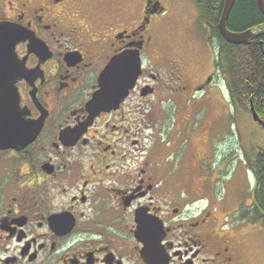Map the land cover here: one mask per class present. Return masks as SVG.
Returning a JSON list of instances; mask_svg holds the SVG:
<instances>
[{
  "label": "flooded vegetation",
  "instance_id": "flooded-vegetation-1",
  "mask_svg": "<svg viewBox=\"0 0 264 264\" xmlns=\"http://www.w3.org/2000/svg\"><path fill=\"white\" fill-rule=\"evenodd\" d=\"M132 7L118 1L93 20L72 0H0V22L23 35L16 61L0 62L8 83L0 95L16 94L0 113H13L25 132L0 143V264H246L256 180L244 201L225 206L239 154L224 142L206 175L193 176L165 157L160 139L189 97L216 96L225 79L216 61L184 72L150 35L167 13L161 0H145L137 26H119ZM132 50L142 67L135 86L116 107L89 109L111 59Z\"/></svg>",
  "mask_w": 264,
  "mask_h": 264
},
{
  "label": "rangeland",
  "instance_id": "rangeland-1",
  "mask_svg": "<svg viewBox=\"0 0 264 264\" xmlns=\"http://www.w3.org/2000/svg\"><path fill=\"white\" fill-rule=\"evenodd\" d=\"M72 1L93 20L101 19L104 14H112L113 6L118 1L131 3L132 16L119 24L127 29H132L142 20L145 2V0ZM161 1L166 6L167 13L162 19L156 18L152 21L147 30L150 35H155L164 46L176 52L175 55L180 58L184 72L196 73L204 68L213 70L217 55L216 42L214 41V44L208 39V28L200 17L198 0ZM212 88L218 91L216 96L189 97L185 106L178 111V115L171 119L168 131L160 139L167 150L165 157H168L176 169L187 172L188 175L192 173L193 176H204L206 167L214 166L210 155L216 158L222 143H226L227 151H236L239 155L225 179V182L230 183L234 175L233 180H236L231 185L229 199L225 202V206L232 208L241 198L244 201L243 190L254 186V175L247 161L264 147V127L254 121L251 111L242 110L231 103L224 81ZM238 184L239 186L235 187ZM226 189L225 183H221L217 194L225 195ZM249 200L250 196L247 201ZM231 210L224 209L223 212L230 213ZM245 220L249 222L252 218L246 217ZM255 225L253 232L246 236L243 247L242 259L246 264H264V224Z\"/></svg>",
  "mask_w": 264,
  "mask_h": 264
},
{
  "label": "trees",
  "instance_id": "trees-1",
  "mask_svg": "<svg viewBox=\"0 0 264 264\" xmlns=\"http://www.w3.org/2000/svg\"><path fill=\"white\" fill-rule=\"evenodd\" d=\"M202 21L208 26L216 42V66L225 79L231 103L249 110L251 102L264 121V14L257 0H236L227 26L230 30H252L255 36L244 44L229 43L219 29L225 0H198ZM249 169L254 173L255 218L264 224V147L248 158ZM255 203L258 204V208Z\"/></svg>",
  "mask_w": 264,
  "mask_h": 264
},
{
  "label": "water",
  "instance_id": "water-1",
  "mask_svg": "<svg viewBox=\"0 0 264 264\" xmlns=\"http://www.w3.org/2000/svg\"><path fill=\"white\" fill-rule=\"evenodd\" d=\"M236 0H225L222 15L219 21V29L222 36L232 44L241 45L255 36L252 30L243 32L232 31L228 28L227 22ZM258 6L264 14V0H258ZM149 19L146 21L148 22ZM23 40L22 32L8 21L0 22V62L5 64L16 61V45ZM142 72L140 56L138 51H128L114 56L100 75V89L94 94L89 102L91 110H103L116 107L120 101L132 89L138 76ZM7 86L8 83H2ZM14 93V94H13ZM5 92L0 95V110L12 109V99L15 92ZM6 100V101H5ZM9 100V101H7ZM254 121L264 127V121L257 113L253 103L250 107ZM4 115V123L0 124V143L13 145L17 136H23L22 123H16V116L13 113H0ZM20 129V130H19Z\"/></svg>",
  "mask_w": 264,
  "mask_h": 264
},
{
  "label": "bare ground",
  "instance_id": "bare-ground-1",
  "mask_svg": "<svg viewBox=\"0 0 264 264\" xmlns=\"http://www.w3.org/2000/svg\"><path fill=\"white\" fill-rule=\"evenodd\" d=\"M258 1V0H257ZM259 7V6H258ZM260 9V8H259ZM262 12V11H261ZM222 35V34H221Z\"/></svg>",
  "mask_w": 264,
  "mask_h": 264
}]
</instances>
